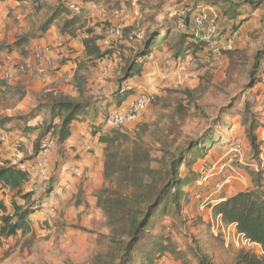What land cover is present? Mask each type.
Masks as SVG:
<instances>
[{"label":"rangeland","instance_id":"374dc122","mask_svg":"<svg viewBox=\"0 0 264 264\" xmlns=\"http://www.w3.org/2000/svg\"><path fill=\"white\" fill-rule=\"evenodd\" d=\"M239 2L101 0L97 5L84 6L78 14H74L79 17V23L74 32L76 43L72 48L66 46L68 35L59 31L64 18L56 20L50 28L57 36L61 34L57 37L56 47L63 53L60 51L58 59L52 55L57 65L56 72H73L81 66L80 75L87 79L84 84L87 97L98 94L104 97L102 92L108 91V81L111 80L107 76L109 71L121 74L125 66L122 55L128 59L136 55L142 43L134 40L137 33L151 35L156 32L161 37H167L169 31L166 32L165 28L175 29L176 15L188 8L196 14L201 6L210 5L224 15L233 16L244 11V8H236ZM44 3L47 6L39 10L31 1L18 4L16 0L0 1V71H32L34 76L36 50L22 48L18 51L16 44L26 35L43 36L41 28L50 18L49 9L55 4L66 3V0H44ZM260 9L262 19H252L236 33L225 30L221 34L220 25L219 35L212 38L215 44L213 50L202 57L190 53L179 58L170 55L159 60L158 53L160 55L171 49L177 44L176 38L169 44L160 40L159 46L154 48L156 50L138 61L151 63L157 71L163 62L165 68L156 80L157 84L143 91L147 98L144 112L131 127H122L121 130L132 136L140 135L155 159L164 156V151L170 146L172 150H186L180 172L186 176L196 175L193 184L183 188L189 198L186 202V195L183 194L180 214L161 217L155 224L152 234L156 238L171 239L178 250L177 255L165 254L156 264H197L200 257L215 264H235L240 249L255 253L258 250L257 246L240 237L234 226H227L215 217L213 207L223 199L253 188L250 172L260 167L264 170V60L260 63L258 75L252 76L256 58L264 54V7ZM230 23H235L234 19ZM111 27L122 29L124 38L112 47L102 48L108 64L99 66L84 56L83 39L87 36L101 39ZM49 41V38L45 39L44 47L52 52L55 49ZM236 49H243L244 53L235 55L230 68L226 53ZM154 51H157L156 56ZM209 55L212 57L209 58ZM28 58L30 64L26 62ZM19 73L4 81L7 88L0 93V121L5 124L7 119H15L0 126L9 135L5 142L0 143L3 150L0 152V166L7 161L6 149L15 155L11 162L31 164L44 135L55 133L53 129L58 124H54L44 107L51 102V94L54 97L66 95L78 98L75 87H72L74 76L71 79L69 73L42 89L34 87L33 82L25 84L31 79L30 75L24 78ZM254 84L256 87H253ZM260 91L262 94L258 95ZM254 122L257 123L256 131L251 128ZM249 133L258 136L259 155L252 150ZM6 143L10 144L6 147ZM189 162L191 166L188 168ZM42 172L46 174V168ZM8 196L9 199L4 200L3 197ZM37 200L38 196L32 198V202ZM12 203L11 194L1 192L0 205L7 206L9 214L14 212ZM70 204L58 202L55 206L39 209L30 218L32 223L26 233L18 232L0 240V264H112L113 261H120L124 253L117 241L118 235L111 230L97 206L93 208L87 204L84 211L78 212L77 209L72 210L75 205Z\"/></svg>","mask_w":264,"mask_h":264},{"label":"trees","instance_id":"16d2710c","mask_svg":"<svg viewBox=\"0 0 264 264\" xmlns=\"http://www.w3.org/2000/svg\"><path fill=\"white\" fill-rule=\"evenodd\" d=\"M18 2L31 1L39 10L47 6L44 0H16ZM101 0H83V7L92 3L97 5ZM236 8L247 7L248 11L258 10L264 7V0H239ZM226 3V1H225ZM224 4V3H223ZM220 6V4H219ZM49 8V7H48ZM50 18L41 28V34H45L54 22L60 18H64V23L59 27L62 35L76 37L74 33L76 25L79 23V17H76L67 6V3L60 4L57 7L50 8ZM193 9H187L176 15L175 29L165 28L169 34L167 37L154 32L146 35L141 41V45L135 52V56L128 59L122 55V61L125 62L121 74L118 76V83L128 81L142 70V63L138 62L142 58H146L154 48L158 47L160 40L169 44L177 38V44L171 49L180 54L184 50L192 51L199 55H206L212 41H202L194 37L191 31V24L195 13ZM220 25L230 23L231 19L238 21L231 26L229 32L236 33L240 26L245 22L244 19H238L251 12L240 11L233 16L224 15L220 11ZM238 19V20H237ZM183 22L186 26L185 31L178 29V23ZM175 33V35H174ZM224 33L221 30V34ZM41 35H26L21 37L16 44L22 47L31 39L39 38ZM173 36V37H172ZM124 38L117 42L120 43ZM163 38V41H162ZM102 39L87 36L83 39L84 56L94 62L101 64L106 61L105 53L102 52ZM132 40V39H131ZM243 49L227 51L226 55L230 61V68L233 67L235 55L244 53ZM201 56V57H202ZM211 58V55H209ZM105 59V60H103ZM264 60V54L256 58L253 75H258L260 63ZM81 66L78 67L74 76V87L78 93V98L70 96L54 97L50 95L51 102L44 107L49 111L50 119L54 124L55 133L47 132L41 139L34 158L39 153L43 142L47 136L51 134L56 143H64L71 135V125L74 120L82 115L87 109L94 105L93 98L87 97V89L84 84L87 79L80 75ZM253 87H256L254 84ZM3 88H7L3 79H0V93L4 92ZM252 88L251 90H253ZM133 92V91H132ZM131 93V92H130ZM258 95L262 91L257 92ZM121 99L117 98L120 104ZM249 104V102H248ZM247 104V105H248ZM58 120V123H56ZM15 119H7L1 122L0 126L8 124ZM24 122L23 120H19ZM251 128L256 131L257 123H252ZM2 130V129H1ZM252 150L259 155L260 143L258 136L254 133L248 135ZM100 142L105 144V169H104V185L97 192V208L104 214L111 230L118 235L119 242L124 255L120 261H113L112 264H156L157 260L165 254L177 255L178 250L171 242V239L155 237L153 229L156 222L164 216L180 214L181 199L183 194L186 195L185 201L189 198L188 193L183 188L191 186L196 177L193 173L191 176L183 175L180 172L181 164L185 161L186 150L174 149L170 146L164 151V156L155 159L151 149L143 143L140 135H129L121 129H114L100 138ZM197 146V145H195ZM148 147V149H147ZM195 147H193L194 149ZM33 158V159H34ZM32 159V160H33ZM155 162L159 165H154ZM188 168L191 163H187ZM254 187L241 192L233 197L222 200L213 207L214 216L219 218L222 223L227 226H235L239 235H242L250 244H257L262 247L263 254L259 255L251 250L242 248L238 251L235 264H264V170L262 167L256 171L250 172ZM28 173L19 169L18 165L12 164L11 161L1 163L0 166V184L11 190H18L23 205H19L16 201L13 203V214L7 213V208L1 205L2 225H0V240L15 236L18 232L26 233L30 228L32 221L31 216L38 212V204L40 200L33 201L34 194H23V187L28 184ZM175 191L173 192V190ZM197 264H215L208 259L198 258Z\"/></svg>","mask_w":264,"mask_h":264},{"label":"crops","instance_id":"0c3cea01","mask_svg":"<svg viewBox=\"0 0 264 264\" xmlns=\"http://www.w3.org/2000/svg\"><path fill=\"white\" fill-rule=\"evenodd\" d=\"M0 1H4V0H0ZM16 3L18 4L23 2L16 1ZM59 5L60 4H55L54 7H57ZM90 5L93 4L92 3L86 4L85 7L86 6L88 7ZM247 9L248 8L245 7L244 11L247 13L251 12V14L238 18L244 20L246 19L245 22L240 26L238 31L242 30L243 27L247 25V23L251 22L252 19L254 18L262 19L263 13L261 9L252 10V11H248ZM258 13L260 15H257ZM234 22L238 23V21L235 20ZM235 23H227V24L223 23V25L221 26L222 30L223 31L226 30L227 32H229L230 31L229 29H231V26ZM60 36H61L60 33L59 36H57L56 33L50 31L49 29L45 34H43V36H41V38L31 39L28 42V44H25L26 46L24 45L18 48V51H20L22 48H25L24 50L26 51L27 50L30 51L34 49L37 50L40 47H44L46 44L45 39L49 38L50 39L49 43L52 44V46H54L55 49L52 51V55L53 57L58 59V54H60V51L63 53L62 49L57 50L58 47H56L58 46L57 39ZM74 39H75L74 37L68 36L66 39L68 41V44L66 46L72 48V45H75L76 43ZM214 45L215 44L212 43L210 48L206 49V51H212ZM220 46H222V44ZM219 47L216 49V52L219 51ZM83 48L82 50L84 51ZM190 53L193 54L192 51L184 50L183 52L177 55L175 50L167 49V51L163 52V54L159 55L158 53L157 58L159 60H162V57L167 59L170 55H172L174 58L175 57L179 58L183 55H188ZM156 54L157 51H154V56H156ZM30 61H31L30 58L26 60V62H29V64ZM106 64H108V61H104V64H99V66H105ZM163 66L164 64L163 62H161L158 66L159 70L161 71L159 70L157 71L156 67H152L151 63L145 62V64H142L141 67L142 70L140 71L139 74H136L134 77H132L128 81L123 82L121 85H119L118 83L119 74L116 75L115 71H109V75L107 76H109L111 80L110 81L107 80L108 91L105 92V90L102 89L104 90L102 92V95H104V97H100V94L92 96L94 105L91 108L87 109L82 115H79L78 118L73 121L71 125L70 137L64 143H58L54 151L49 156L48 165L46 167V175L55 183L54 185L67 184L70 186L69 192H67L59 200L51 199L50 206H55L58 204V202H61L62 204L71 202L70 205H75L71 209L74 211L77 209L78 212L84 211L87 204L91 205L93 208L97 206L96 194L103 187L105 182L104 169H105L106 146L105 144L100 142V138L103 134H106L110 131L104 125L105 117L108 116L109 114L118 111L119 112L127 111L141 97V95H143V91L150 89L153 85L157 84L156 80L158 79V77L162 76L161 72H163V68H165V66L164 67ZM31 72L32 71H0V79H3V76L5 74H10L13 78L14 76H16V74L18 75V73L21 75V77L24 78H27L28 77L27 75H30L31 79L27 80L25 84L27 83V85H29L31 84L30 82H33L34 87H36L37 89L44 88L45 85L40 83V81H38L37 79L33 78ZM68 73L71 79H73V76H75L76 71L73 72L57 71L53 75L52 82L54 81L56 83L58 79L62 78L64 74H66L67 77ZM72 87L74 88V85H72ZM53 92L56 91L53 90ZM117 98H120L122 100L120 104L117 102ZM133 122L134 121L127 123L124 127L125 128L131 127ZM0 131L3 130L0 129ZM3 133H5L6 137L9 138L8 133H6L5 131H3ZM11 138L19 139V137L16 136L13 137L11 136ZM8 144L10 143H6L5 146L7 147ZM1 146L2 145H0V152H3ZM8 150L6 149L4 154L6 155L5 157L6 160L10 161L12 160V158H14L13 156L15 155L14 153ZM12 164L14 163L12 162ZM0 190L1 192H6L11 194L13 203L14 201H16L19 205H23L18 190H11L9 188L4 187L2 184H0ZM27 192H28V184H26L23 187V194H26ZM3 198L4 200H8L9 196ZM78 200L80 201L79 204L77 203ZM4 203L7 204L5 201ZM13 203H12V207H13ZM5 207L7 208V213L9 214L10 210L8 209L7 206ZM35 214H33L32 216H34ZM3 215L4 213L2 212L1 209L0 216ZM253 245L257 246L258 250L256 251V253L262 255L263 254L262 247L257 244H253Z\"/></svg>","mask_w":264,"mask_h":264},{"label":"built area","instance_id":"2783aa9c","mask_svg":"<svg viewBox=\"0 0 264 264\" xmlns=\"http://www.w3.org/2000/svg\"><path fill=\"white\" fill-rule=\"evenodd\" d=\"M66 3L68 8L76 14L83 8V0H66ZM220 17V12L216 7L210 5L201 6V8L196 11V15L191 24V31L194 37L202 41H212V38L218 36L220 33ZM178 29L180 31L186 30V26L183 22L178 23ZM122 33L123 31L120 28L111 27L107 29L102 39L103 47H112L122 38ZM135 37L138 40H142L144 32L137 33ZM228 47L231 48L230 45ZM33 59L35 72L33 78L40 81L43 85L51 84L57 65L52 58L50 49L46 47L38 48L34 53ZM101 64H104V61H102ZM11 78L12 76L10 74H5L3 76L4 81H9ZM146 106L147 98L143 95L127 111H118L106 116L104 125L110 131L122 129L127 123L136 120L137 117L144 112ZM6 139L5 133L0 131V143L5 142ZM56 146V139L49 134L31 164L25 162L16 163L20 170L28 173V193L38 196V201L40 200L38 204L39 209L49 207L51 199L59 200L70 190V186L67 184L54 185L52 180L42 172V170L47 167L49 156ZM239 236L243 237L242 235Z\"/></svg>","mask_w":264,"mask_h":264}]
</instances>
